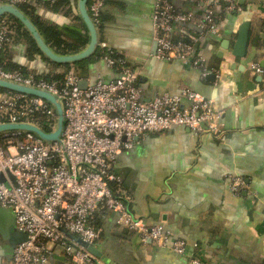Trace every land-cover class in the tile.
I'll use <instances>...</instances> for the list:
<instances>
[{"label":"crops","instance_id":"0c3cea01","mask_svg":"<svg viewBox=\"0 0 264 264\" xmlns=\"http://www.w3.org/2000/svg\"><path fill=\"white\" fill-rule=\"evenodd\" d=\"M156 1L106 0L97 26L99 44L106 43L126 60L136 74L143 102L189 89L214 102L221 112L222 133L196 135L185 127H173L145 135L133 149L118 156L113 167L123 180L121 194L130 212L147 226L162 225L171 240L184 241V255L143 244L137 234L118 228L115 214L107 210L95 219L100 230L93 246L95 255L106 264H191V260L264 264V0H171L178 12L193 13L195 20L208 10L215 13L217 35L201 34L193 21L174 26L173 39L193 40L206 68L219 77L215 73L202 77L198 69L180 61L154 58ZM78 2L28 0L21 11L44 40L42 30L52 28L66 44L84 41L78 51L65 54L47 44L57 54L72 55L83 51L89 39ZM229 4L237 5L239 11L224 12ZM244 23L249 24L248 44L244 57H237L234 45ZM21 27H11V41L2 58L7 70L21 68L47 77L71 71L82 75L79 79L85 88L117 78V71L98 56L99 48L86 60L58 65L37 50ZM256 64L263 69L261 74L252 68ZM231 175L244 185L235 194L228 188ZM12 252L0 237V256L10 258ZM50 264L70 262L58 254Z\"/></svg>","mask_w":264,"mask_h":264},{"label":"built area","instance_id":"2783aa9c","mask_svg":"<svg viewBox=\"0 0 264 264\" xmlns=\"http://www.w3.org/2000/svg\"><path fill=\"white\" fill-rule=\"evenodd\" d=\"M105 1L89 0L88 13L96 26ZM26 3L28 0H0V5L18 8ZM223 11H239V7L229 4ZM7 18L0 19V79L60 98L65 126L60 143H45L26 132L0 134V208L8 210L16 230L28 236L27 241L13 248L9 260L0 256V264H50L58 254L70 264H106L86 248L100 239V230L94 223L97 215L106 210L115 214L118 228L137 234L143 244L184 255V241L171 240L162 225L147 226L130 212L121 194L123 180L113 173V167L118 156L133 149L145 135L185 127L196 135L219 136L221 112L214 102L189 89L143 102L135 72L104 42L99 49L106 66L117 71L113 81L99 80L80 89L81 79L71 72L61 79L46 81L17 69L7 70L1 59L12 33ZM215 20L212 10L195 20L193 13L178 12L171 0H157L152 16L154 58L180 61L198 69L202 77L210 73L219 77L206 68L193 40L173 39L174 26L193 21L201 34L217 35ZM252 68L257 74L263 72L258 64ZM36 116L47 123V133L54 131L57 116L46 101L15 92L0 93V123L35 125L32 119ZM227 180L233 194L244 186L236 176ZM191 264L201 263L191 260Z\"/></svg>","mask_w":264,"mask_h":264},{"label":"water","instance_id":"95a60500","mask_svg":"<svg viewBox=\"0 0 264 264\" xmlns=\"http://www.w3.org/2000/svg\"><path fill=\"white\" fill-rule=\"evenodd\" d=\"M88 2L89 0H79L78 2V14L88 33V43L83 51L72 55H60L55 53L47 45L46 41L43 39L34 24L23 14L21 9L18 7L13 5H0V19L3 17H10L18 21L31 36L37 50L48 61L58 65H71L88 59L99 48L97 26L93 23L88 13ZM248 30V23H244L243 25H241L233 52V54L237 57H244L245 55L246 47L248 44ZM79 87L80 89H85V82H79ZM0 90L40 98L46 101L54 109L57 116L56 127L51 133H47L40 127L31 123L18 122L0 123V134L7 132H26L35 135L45 143L61 142V136L65 126V117L64 106L60 98L43 90L26 87L1 79ZM0 237L4 241H7L11 249L28 240V236L26 234L16 230L13 215L8 210L3 208H0ZM78 242L81 245L85 246V244L81 243V241ZM86 248L89 252L95 255V249L93 247ZM10 258L7 259L9 260Z\"/></svg>","mask_w":264,"mask_h":264},{"label":"trees","instance_id":"16d2710c","mask_svg":"<svg viewBox=\"0 0 264 264\" xmlns=\"http://www.w3.org/2000/svg\"><path fill=\"white\" fill-rule=\"evenodd\" d=\"M106 2V1H105ZM26 7V4L24 5H20L19 8L21 10H25ZM101 17V16H100ZM8 21L10 22V25H9V28L11 29V27H17L19 29H21V25L19 24L18 21L16 20H13L12 18H7ZM101 19V18H100ZM79 21V20H78ZM42 35L46 38L45 40L47 41V44L52 48L54 49L56 52L58 53H62V54H65V53H70V52H76L78 51L80 48H82L84 46V41H80L79 39H75L74 42L76 43L75 45H69V44H66L64 42V40L62 39V36L61 34L57 31V30H54L52 28H48L46 30H42ZM186 40V39H185ZM188 40V39H187ZM191 39H189L190 41ZM10 41H11V36H10ZM10 42L6 43V45L4 46V50L2 52V55H1V59L3 58V54L5 53V50L7 48V46L9 45ZM33 44V43H32ZM34 46V45H33ZM35 48V46H34ZM36 50V48H35ZM37 51V50H36ZM38 52V51H37ZM39 53V52H38ZM40 54V53H39ZM41 55V54H40ZM98 56L102 58V51H98ZM76 65H79V64H76ZM66 69L70 68L68 66L65 67ZM11 69H16V68H11ZM17 70L21 71L24 75H33L36 79H43V80H46V81H54V80H58V79H61L63 78L64 75H61V76H54V77H47V76H38V75H34V74H31L29 72H26L24 71L23 69L21 68H18ZM71 72V71H69ZM68 73V72H67ZM74 74V73H73ZM76 75V74H75ZM78 78H81V76L78 74L76 75ZM3 92L2 90H0V93ZM35 118V119H34ZM32 119V122L37 125L38 127H40L42 130H44L45 132H49L50 129L47 127V123L45 122V120L41 117V116H36ZM96 221L94 223V225H96Z\"/></svg>","mask_w":264,"mask_h":264}]
</instances>
